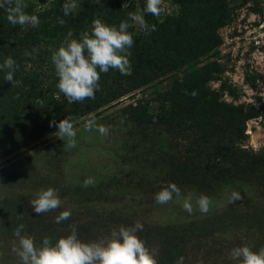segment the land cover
I'll use <instances>...</instances> for the list:
<instances>
[{
    "label": "rangeland",
    "instance_id": "374dc122",
    "mask_svg": "<svg viewBox=\"0 0 264 264\" xmlns=\"http://www.w3.org/2000/svg\"><path fill=\"white\" fill-rule=\"evenodd\" d=\"M65 2L23 0L36 27L12 25L0 9V64L12 57L19 82L0 70V264H19L21 224L40 246L72 226L82 242H105L139 222L156 264H240L233 248H264V0H161L164 12L144 17L155 31L128 29L130 73L110 68L92 99L73 104L56 87L52 53L96 19L118 26L145 0H77L67 16ZM64 117L74 146L56 137ZM91 118L108 133L85 130ZM169 184L181 196L156 203ZM49 187L61 204L37 214L31 202ZM232 191L241 199L229 204Z\"/></svg>",
    "mask_w": 264,
    "mask_h": 264
},
{
    "label": "clouds",
    "instance_id": "9594fccd",
    "mask_svg": "<svg viewBox=\"0 0 264 264\" xmlns=\"http://www.w3.org/2000/svg\"><path fill=\"white\" fill-rule=\"evenodd\" d=\"M23 0H0V9L6 11V19L12 25L36 27L39 23L36 15L25 12ZM77 8V0H66L62 5L65 16ZM164 12L161 0H145V7L138 12L128 13V19L121 21L118 26H110L96 19L92 22L90 31L80 33L79 38L69 39L68 42L56 49L51 55V62L57 76L56 87L68 104L78 103L92 99L99 90L101 73L115 69L123 75H128L131 70L129 49L133 45V33L128 31L135 25L141 32L155 31V25H150L145 20V14L160 16ZM61 24L63 20L59 21ZM131 22V23H130ZM68 36L72 33L69 31ZM15 61L6 57L0 64V70L7 69L4 80L10 84H18L13 79ZM59 98V97H58ZM52 126V122H50ZM56 137L67 138L70 146L75 144L76 131L71 117H64L55 123ZM95 128L101 135H106L109 128L105 125L95 124L94 118L85 124V130ZM92 178L84 180L85 185H90ZM180 197V189L175 184H169L155 194L158 204H166L173 197ZM191 195L185 197L183 208L191 213L193 210ZM239 192L232 191L228 197L229 204L239 201ZM61 200L55 189L49 187L37 194L31 202L32 210L41 214L56 209ZM196 204L201 212H207L209 199L199 196ZM69 211L61 212L55 221L66 220ZM23 225H19L14 232L18 237V247L15 249L19 257V264H156V260L145 247L144 242L136 235L143 228L139 222L134 226H121L118 231H113L111 237L105 242H82L77 238L75 226L70 233L61 237L53 244L48 237H44L37 246L33 238L21 235ZM231 255L240 261V264H264V248L252 251L248 246L235 247ZM177 264H183V257H179Z\"/></svg>",
    "mask_w": 264,
    "mask_h": 264
},
{
    "label": "trees",
    "instance_id": "16d2710c",
    "mask_svg": "<svg viewBox=\"0 0 264 264\" xmlns=\"http://www.w3.org/2000/svg\"><path fill=\"white\" fill-rule=\"evenodd\" d=\"M113 95V94H112ZM114 96V95H113ZM165 229H171V227L170 226H165Z\"/></svg>",
    "mask_w": 264,
    "mask_h": 264
}]
</instances>
